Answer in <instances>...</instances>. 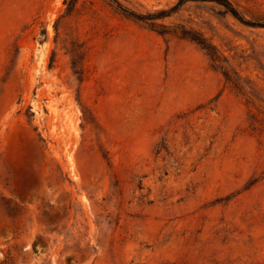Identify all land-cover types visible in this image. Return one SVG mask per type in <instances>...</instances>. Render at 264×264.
<instances>
[{
	"label": "rangeland",
	"instance_id": "rangeland-1",
	"mask_svg": "<svg viewBox=\"0 0 264 264\" xmlns=\"http://www.w3.org/2000/svg\"><path fill=\"white\" fill-rule=\"evenodd\" d=\"M0 264H264V28L0 0Z\"/></svg>",
	"mask_w": 264,
	"mask_h": 264
},
{
	"label": "trees",
	"instance_id": "trees-1",
	"mask_svg": "<svg viewBox=\"0 0 264 264\" xmlns=\"http://www.w3.org/2000/svg\"><path fill=\"white\" fill-rule=\"evenodd\" d=\"M187 0H178L177 3L170 8L168 11H158L153 14H146V15H139L135 14L128 9L122 7L116 0H108V2L116 9L119 13H121L124 16L130 17L136 21H148V20H155V19H160L164 18L168 15V13H172L178 9L184 2ZM192 1H200V2H213L214 4L220 6L223 9L224 14H228L231 16L233 19L238 21L239 23L249 26V27H258V28H264V21H245L238 12L233 8L231 3L228 0H192ZM182 36L186 37L190 41L194 42L196 45H198L202 50L206 52L208 55L210 61L216 62V59L208 45H206L204 39H202L200 36L196 35L195 33L192 32H185L182 33ZM224 78H227L225 73H222Z\"/></svg>",
	"mask_w": 264,
	"mask_h": 264
}]
</instances>
